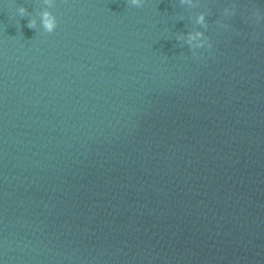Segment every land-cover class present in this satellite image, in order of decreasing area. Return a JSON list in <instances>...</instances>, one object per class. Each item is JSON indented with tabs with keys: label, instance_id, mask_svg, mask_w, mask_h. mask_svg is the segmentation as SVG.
Returning <instances> with one entry per match:
<instances>
[{
	"label": "water",
	"instance_id": "95a60500",
	"mask_svg": "<svg viewBox=\"0 0 264 264\" xmlns=\"http://www.w3.org/2000/svg\"><path fill=\"white\" fill-rule=\"evenodd\" d=\"M0 264H264V0H0Z\"/></svg>",
	"mask_w": 264,
	"mask_h": 264
},
{
	"label": "clouds",
	"instance_id": "9594fccd",
	"mask_svg": "<svg viewBox=\"0 0 264 264\" xmlns=\"http://www.w3.org/2000/svg\"><path fill=\"white\" fill-rule=\"evenodd\" d=\"M132 3L139 5L141 3V0H132ZM19 13L21 15H23L25 13V9L21 7L19 9ZM45 15L47 17V14H45ZM201 22H203V17H201ZM28 26L29 27H33L34 25L31 22H29V25ZM45 27L51 32L53 30V28H54V22L51 21V20L46 19L45 20ZM197 35H199V34H197Z\"/></svg>",
	"mask_w": 264,
	"mask_h": 264
}]
</instances>
